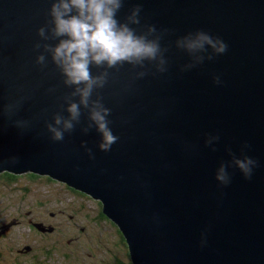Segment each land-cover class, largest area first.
Masks as SVG:
<instances>
[{
    "label": "water",
    "instance_id": "95a60500",
    "mask_svg": "<svg viewBox=\"0 0 264 264\" xmlns=\"http://www.w3.org/2000/svg\"><path fill=\"white\" fill-rule=\"evenodd\" d=\"M51 2L0 0V170L45 173L100 201L133 264H264V0H123L118 21L139 5L140 24L130 25L138 34L146 25L168 30L160 42L168 70L134 79L131 65L109 69L98 91L119 139L108 152L98 148L95 127L81 131L86 110L63 141L46 130L71 90L50 55L47 67L35 63ZM198 30L228 49L182 70L191 57L175 41ZM20 97L9 119L3 106ZM18 119L31 128H17ZM209 135L219 136L214 148ZM228 149L257 161L250 179ZM221 163L229 165L227 185L215 178Z\"/></svg>",
    "mask_w": 264,
    "mask_h": 264
},
{
    "label": "clouds",
    "instance_id": "9594fccd",
    "mask_svg": "<svg viewBox=\"0 0 264 264\" xmlns=\"http://www.w3.org/2000/svg\"><path fill=\"white\" fill-rule=\"evenodd\" d=\"M122 6L123 0H52L48 12L51 19L37 29L40 40L34 44V49L42 48L43 51L38 52L35 63L42 69L47 67L45 54L50 55L51 62L63 77V85L71 90L62 97L63 103L59 105L61 111L53 113L51 122L45 121L51 140L63 141L65 133H71L81 123L82 110H86L88 122L82 125L81 131L88 133L95 127L101 134L98 148L104 152L110 151L119 138L109 127L111 109L104 105L98 91L109 83L113 75L109 69L118 70L124 64L131 65L134 79L143 78L152 68L160 73L168 70L165 56L168 49L160 43L168 30L158 31L154 25H146V30L138 34L130 25L140 24L141 7H133L121 22L116 16ZM49 40L58 42L53 45L47 43ZM175 45L191 57V62L182 70L195 67L205 59L211 60L214 55L224 54L228 49L221 38L202 30L179 37ZM92 66L102 70L94 75ZM213 80L216 84L222 83L219 76H214ZM48 91L52 93L55 89ZM25 99L20 97L4 105L3 114L11 119ZM64 111L67 116L63 115ZM13 122L22 131L32 126L30 119ZM218 140L219 136L209 135L205 144L214 148V141ZM247 147V144L243 146ZM85 151L90 158H94L92 149L85 146ZM228 151L232 154L231 149ZM232 157L231 163L240 169L245 179H250L257 161L247 155L242 159L234 154ZM16 161L17 158H11V162ZM228 166L221 163L216 170L215 178L221 185L231 181L226 170Z\"/></svg>",
    "mask_w": 264,
    "mask_h": 264
},
{
    "label": "rangeland",
    "instance_id": "374dc122",
    "mask_svg": "<svg viewBox=\"0 0 264 264\" xmlns=\"http://www.w3.org/2000/svg\"><path fill=\"white\" fill-rule=\"evenodd\" d=\"M7 172L0 175V264H133L100 201L45 173Z\"/></svg>",
    "mask_w": 264,
    "mask_h": 264
},
{
    "label": "trees",
    "instance_id": "16d2710c",
    "mask_svg": "<svg viewBox=\"0 0 264 264\" xmlns=\"http://www.w3.org/2000/svg\"><path fill=\"white\" fill-rule=\"evenodd\" d=\"M0 175L9 176L10 173L7 172V171H2V172L0 173ZM32 175H34V174H32ZM43 176H46L47 178H49V176H47V175H43ZM98 202H99V201H98Z\"/></svg>",
    "mask_w": 264,
    "mask_h": 264
}]
</instances>
